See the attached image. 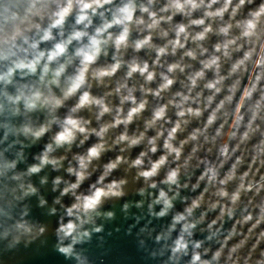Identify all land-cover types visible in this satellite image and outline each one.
<instances>
[{
	"label": "clouds",
	"instance_id": "9594fccd",
	"mask_svg": "<svg viewBox=\"0 0 264 264\" xmlns=\"http://www.w3.org/2000/svg\"><path fill=\"white\" fill-rule=\"evenodd\" d=\"M52 219L65 264L122 230L137 264H264V0H0V238Z\"/></svg>",
	"mask_w": 264,
	"mask_h": 264
},
{
	"label": "water",
	"instance_id": "95a60500",
	"mask_svg": "<svg viewBox=\"0 0 264 264\" xmlns=\"http://www.w3.org/2000/svg\"><path fill=\"white\" fill-rule=\"evenodd\" d=\"M131 199H139V197H130ZM121 202H113L112 206L117 210V219L114 222L104 220L108 228L114 226V224H124L122 220V214L119 211ZM135 211V209H133ZM37 214L40 215V210H37ZM49 232L46 234V244H41L37 241L31 247H24L23 241L17 245L14 249H9L8 239L0 238V264H65L63 258L58 256L52 250V246L55 242V236L53 233V227L55 224L54 219L49 220ZM126 227V225H124ZM107 243L94 237L88 248L91 254L96 258H104V264H137L139 256L133 247L131 240L123 236V230L119 234H113L107 236L105 232L103 234Z\"/></svg>",
	"mask_w": 264,
	"mask_h": 264
}]
</instances>
